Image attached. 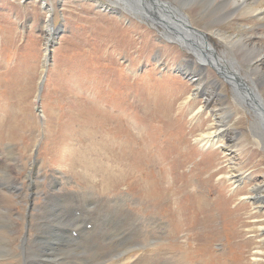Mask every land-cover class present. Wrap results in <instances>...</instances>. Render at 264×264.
Masks as SVG:
<instances>
[{
	"label": "rangeland",
	"instance_id": "obj_1",
	"mask_svg": "<svg viewBox=\"0 0 264 264\" xmlns=\"http://www.w3.org/2000/svg\"><path fill=\"white\" fill-rule=\"evenodd\" d=\"M163 1L182 11L202 34L203 52L215 50L230 71L233 43L246 37L264 44L260 17L235 7L211 26L207 5L190 12L199 0ZM110 2L0 0V161L14 153V186L0 179V204L12 202L14 223L23 224L13 236L5 220V242L14 237L20 253L22 241L36 240L54 264H66L63 240L30 230L56 212L49 225L62 219L70 226L67 248L81 264H116L136 236L122 233L125 207L132 218L147 219L143 227L175 252L177 264H264V136L253 128L254 108L234 101L229 73L213 64L202 73L187 48L166 42L164 32L188 34L180 15L122 0L136 17L107 11ZM238 68L250 84V66ZM208 136L219 142L208 145ZM3 250L0 242V263L14 264Z\"/></svg>",
	"mask_w": 264,
	"mask_h": 264
},
{
	"label": "bare ground",
	"instance_id": "obj_2",
	"mask_svg": "<svg viewBox=\"0 0 264 264\" xmlns=\"http://www.w3.org/2000/svg\"><path fill=\"white\" fill-rule=\"evenodd\" d=\"M142 1H143V3L145 2L148 4H152L155 8L161 7L165 10L167 9L172 14L173 17H176V15H180V12H182L179 8H175L177 13L174 12V10H172V8H174L176 6H174V4L172 2L170 3V1L169 2H165L163 0L157 1V2H155L153 0H142ZM176 1L180 3V0H176ZM110 3H112V4H111V6L106 8L107 11L119 12V13L125 11L127 13L129 12V13L135 14V16H136V13L131 10L132 8L130 6H128L127 3H122V0H112V2H110ZM43 4H44V6L47 5V3H45V2H43ZM190 5L191 6L194 5L193 8L191 7V9H190V12L192 14L195 13L197 10L198 11L201 10L200 12H202V6L207 5L206 20L209 22L208 24L211 26L213 24H217L218 21L229 19L230 15H231L230 13H233L232 11H237V10H234L235 7L239 11H242L245 15H248V16L249 15L250 16L255 15L257 18L260 17V18L264 19V0H199L197 4L192 3ZM172 6H174V7H172ZM48 8H50V9L47 10V12H48L47 20L49 23H51L52 15H53L52 8H51V6ZM157 10L159 11V15H160L159 20H163V15L161 16V12H163V11L160 9H157ZM215 12L221 13V14L218 17H214ZM144 17H145V19H150V18H148V16H144ZM179 19L182 21L183 24H185V22L187 23L188 27L187 26H185V27L187 28L188 34H185V37L180 38L174 34L172 35V34H167L166 32H164L163 37L164 38L166 37L165 39L168 41L180 42L181 45H183L185 48H187V50L191 54L190 58L193 59V62H196V60L198 61L196 56L202 57V60L198 61L199 62L198 65L201 66L200 68L202 69V71H201L202 73L204 72V70H206L205 68H207L208 65H210V64H213L216 67H218L219 69L229 73L230 76L232 77L231 83L234 85V92H235L234 101L239 103L240 105H243L245 103L250 105V103H251L252 106L250 108H252V107L254 108V110H253L254 111V113H253L254 114L253 128H255L257 130L256 132H258L260 134V136H258L259 134L257 135L258 138L263 137L264 136V99L258 93L257 83L258 82L264 83V67H263L264 66V44H262L261 42H258V41H251L246 37H243L242 39L240 38V40L233 43L232 47H233V51L235 54V58H232V59L230 58L232 61V62H230L231 66L233 65V67H232L233 70L230 71V70H228L227 66L223 65L221 58L219 56L214 55L215 50L211 54H209L208 52H203V50H202L203 44H201V43H203L202 42L203 39L200 37V35H202V34L195 31V29L191 26L189 19L186 16L183 19V17H181V15L179 16ZM161 23H162V25L164 24L163 22H161ZM153 25L156 28V22H154ZM216 31H218V30L216 29ZM218 32H220V31H218ZM218 32L216 35H218ZM221 36L222 35H219L220 38H221ZM195 39H197L200 43H196ZM227 46H229V45H227ZM48 51H49V49H48ZM189 62H191V61H189ZM224 62H225V60H224ZM239 63L241 65H249L250 66V73L252 76L251 80H250V84L247 83L246 80H244L245 78L244 79L241 78L240 70H238V69H240V68H238ZM206 64H207V66H205ZM235 66L237 68H235ZM235 69H237L238 72H235L234 71ZM189 78H191V81L193 83L195 81L199 80V78L196 80L194 77H191L190 75H189ZM216 83H217V81H216ZM213 84H214V82H213ZM38 111H39V113H42L41 109H38ZM220 114H221V116L224 115L222 113H220ZM223 120H225V119L223 118ZM215 122H216V120H215ZM217 122H218V120H217ZM219 123H222V121L219 120ZM225 127H227V126L225 125ZM218 128H220V127H218ZM228 131H230V130H228ZM220 132H224V130H220ZM211 137H213V136H208L205 138L206 143L208 145H211L214 142H219L217 138H215V140H216L215 141ZM220 141H221V139H220ZM260 142L262 143V141H260ZM222 146L225 147L224 144H222ZM6 155H7V159L3 160V162L0 161V179H4L6 183L9 181L11 183V186L13 187L14 186V175H13L11 163L14 162V158H11L10 156L14 155V153L12 151H9L8 153H6ZM1 190H4V188H2ZM55 194H56L57 198H59V200L62 199L63 204H67L68 199L62 193V191L60 189L56 188ZM106 202H109V201H106ZM122 212L124 213L123 215L128 219V222H129L127 229L126 230L124 229L122 233H126L128 231L134 230L133 232L136 234V236L132 237L129 240V241H131L130 245H129L130 247L126 248L125 251L119 252L121 254L118 257L120 260H118L116 262V264H177L178 263L176 261V256L174 255L175 252L173 254L170 253L169 251L172 252V250L169 249V247L167 245L161 243L163 240H159L155 236V233L153 231L147 230L146 228L143 227L142 221L144 220L146 223H148L147 219L141 220L140 217L132 218L131 217L132 212L129 209H126L125 207H122ZM13 213H14V209L12 208V202L10 205H7V206L0 204V242L5 246V250H3L5 252L3 254H1V257L5 258V259H9L7 261H11V262L15 261L14 264H38L36 262H39L42 264L45 262H51V264H54L52 262L51 251L46 249V248H43L36 240H29L28 243L25 241H22L21 244L19 245V248H21L20 253L14 245V237H13V242H5L6 236H7L6 229L4 227L5 220H9V226L13 232V236H14V226L23 225V224H19L18 222L14 223V218L12 217ZM55 213L56 212L43 214V216H44L43 219L36 220V222H41L43 224H46V226H43V227L38 228V229L30 226V230L31 231H37L39 233V235H41V234L50 235L53 238L63 240V246L61 247V250L65 254H62V256L64 258H66L67 260H69L66 264H81L80 262L82 260H80V262L78 261L79 255H76V253H72V251H70L67 248V247H70V243H71V240L68 238V235H67V233H68L67 228H69L70 226L69 225L63 226L62 219L59 222H55L54 225H49L52 222H54L52 220V217L55 215ZM62 218H63V216H62ZM26 221H27V223H31L28 219ZM26 221L24 223H26ZM138 223H141V224H138ZM152 224L157 225L159 228H162L161 227L162 223L158 224V223H155V221L151 220V225ZM27 227H28V225H27ZM25 229H26V227H25ZM71 234L75 239H82V236L80 234L74 235V232H71ZM101 242H102V240H101ZM133 250H135V253L133 255H130V254H132V252H134ZM168 252L174 257V260L171 262L167 258ZM115 260L116 259H111V260L103 262V263H92V264H110L111 262H113ZM0 264H4V263H0Z\"/></svg>",
	"mask_w": 264,
	"mask_h": 264
},
{
	"label": "water",
	"instance_id": "obj_3",
	"mask_svg": "<svg viewBox=\"0 0 264 264\" xmlns=\"http://www.w3.org/2000/svg\"><path fill=\"white\" fill-rule=\"evenodd\" d=\"M60 5V4H59ZM51 17V16H50ZM61 35V31L59 32V34H58V36H60ZM166 42H169V43H174L173 41H168V40H166ZM195 42L196 43H200L197 39H195ZM55 44H57V43H55ZM201 44H203V43H201ZM203 45H205V44H203ZM50 54H51V49L48 51V57H47V59H46V63H45V65H46V69L47 68H49V64L51 63V59H50ZM196 58L198 59V61H200V60H202V57H199V56H196ZM45 75H44V77H43V80L41 81V85H40V87H39V95L41 94V92H42V85H43V81H44V79H45ZM189 78V77H188Z\"/></svg>",
	"mask_w": 264,
	"mask_h": 264
}]
</instances>
